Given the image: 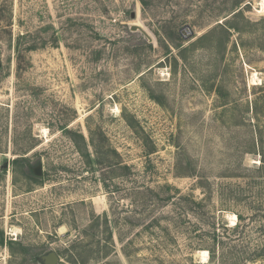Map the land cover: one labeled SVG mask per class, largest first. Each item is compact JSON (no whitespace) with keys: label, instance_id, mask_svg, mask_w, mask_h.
I'll list each match as a JSON object with an SVG mask.
<instances>
[{"label":"rangeland","instance_id":"obj_1","mask_svg":"<svg viewBox=\"0 0 264 264\" xmlns=\"http://www.w3.org/2000/svg\"><path fill=\"white\" fill-rule=\"evenodd\" d=\"M0 55V264H264V0H0Z\"/></svg>","mask_w":264,"mask_h":264},{"label":"water","instance_id":"obj_2","mask_svg":"<svg viewBox=\"0 0 264 264\" xmlns=\"http://www.w3.org/2000/svg\"><path fill=\"white\" fill-rule=\"evenodd\" d=\"M183 35L185 38H188L189 36L193 35V32L191 31V28L189 26H186L182 30ZM2 65L1 55H0V66ZM34 172L36 175H42L43 174V168L41 165H38L35 167ZM40 261L42 264H69L68 262L63 261L59 254L56 251H49L46 254H43L40 257Z\"/></svg>","mask_w":264,"mask_h":264},{"label":"trees","instance_id":"obj_3","mask_svg":"<svg viewBox=\"0 0 264 264\" xmlns=\"http://www.w3.org/2000/svg\"><path fill=\"white\" fill-rule=\"evenodd\" d=\"M116 153L119 155V153H118V151L116 150ZM14 165L15 164H24V174L26 175V176H34L33 175V166H34V164L33 163H31L30 162V160H29V158H26V157H20V158H17V159H15L14 160ZM119 163V162H118ZM211 253H212V255H211V260L213 259V261H214V264H224V259H222V258H217L216 260H215V253H214V251L213 250H211ZM264 256V254H256V256H254L252 259H256V258H258V257H263ZM76 263H78V264H86V262L83 260V261H81L80 259H78V257H75V260H74ZM254 261V260H253Z\"/></svg>","mask_w":264,"mask_h":264}]
</instances>
